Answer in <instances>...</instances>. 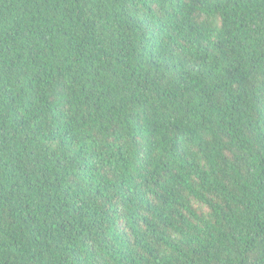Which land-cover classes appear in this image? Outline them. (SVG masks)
I'll return each mask as SVG.
<instances>
[{
	"label": "trees",
	"instance_id": "trees-1",
	"mask_svg": "<svg viewBox=\"0 0 264 264\" xmlns=\"http://www.w3.org/2000/svg\"><path fill=\"white\" fill-rule=\"evenodd\" d=\"M0 264H264V0H0Z\"/></svg>",
	"mask_w": 264,
	"mask_h": 264
}]
</instances>
